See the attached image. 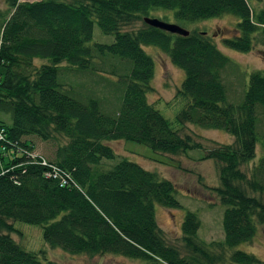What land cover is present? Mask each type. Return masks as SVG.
Here are the masks:
<instances>
[{"label":"trees","instance_id":"obj_1","mask_svg":"<svg viewBox=\"0 0 264 264\" xmlns=\"http://www.w3.org/2000/svg\"><path fill=\"white\" fill-rule=\"evenodd\" d=\"M5 3L0 10V264H58L41 261L17 243L11 237L15 221L41 226L45 243L69 254H115L144 264H222L231 250L232 264H264L253 254L232 251L264 224V130L259 129L264 74L252 71L241 101L230 103L222 72L232 62L207 33L191 30L183 36L143 21L158 11H171L177 25L232 15L237 22L222 43L246 53L255 43L264 45V9L251 8L247 0ZM137 22L141 25L133 28ZM94 24L113 42L91 43ZM144 46L165 53L184 73L175 96L185 105L175 123L222 130L232 136L230 144L203 148L191 135H179L148 102L154 62ZM34 138L55 144L50 160L31 155ZM113 140L170 156L202 149L198 159L212 160L217 169L218 186L211 189L224 206L223 239L200 240V220L187 210L181 247L168 244L154 205L179 208L175 185L124 158L111 163L115 152L107 142ZM257 146L261 156L254 163Z\"/></svg>","mask_w":264,"mask_h":264},{"label":"rangeland","instance_id":"obj_2","mask_svg":"<svg viewBox=\"0 0 264 264\" xmlns=\"http://www.w3.org/2000/svg\"><path fill=\"white\" fill-rule=\"evenodd\" d=\"M247 1L253 9H264V0ZM5 8V0H0V10ZM162 15H166V19L163 21L175 23L171 11L153 12L150 17L161 18ZM236 22L235 16L223 15L219 18L197 22H179L178 24L187 31L197 30L207 33L220 52L230 59L232 65L226 67L222 72V80L227 89L226 100L234 104L241 101L249 74L256 70L264 74V45L255 43L253 49L246 53L229 49L223 45L222 37L231 34L229 30L234 27ZM140 25L141 23L137 22L133 28ZM113 40L112 35L103 34L96 24L93 25L91 43L109 44ZM143 49L154 62L153 76L150 81L151 91L147 94L148 102L164 118L172 122L173 128L177 130L179 135H191L196 141L202 143L203 148H210L213 143L230 144L233 141L232 136L222 130L203 129L189 123L181 127L175 123L176 114L185 105L184 100L175 96L184 73L170 62L165 53L156 47L144 46ZM42 62L37 60V64ZM81 77L78 78V81ZM259 119L261 121L259 129L264 130V117L259 115ZM6 121L9 122V119L6 118ZM1 138L2 130H0V140ZM33 141L35 150L32 151L31 155L34 157L41 155L50 160L55 144L52 141L43 142L38 138H34ZM107 144L115 152V159L111 163L124 158L139 164L146 170L157 173L175 185V196L181 205L179 208L169 209L157 204L154 205L156 222L168 244L181 247L180 227L187 210L194 212L200 220L197 231L200 240L210 243L220 242L223 239L222 214L224 206L211 189V187L218 186L217 169L212 160L198 159L203 154L202 149L191 150L185 155L170 156L156 153L147 146L133 141L113 140L108 141ZM260 156L261 151L257 146L253 162L255 163ZM251 164L243 166L242 169L246 170ZM13 226L15 231L11 233V237L25 250L37 253L41 261L52 260L58 264H144L140 259H131L115 254L92 257L85 254H69L60 248L49 247L43 239L41 226L19 221L13 222ZM233 250L250 253L258 259L264 260V224L258 227L250 242L241 243ZM214 252H219V249L216 247ZM230 252L231 250H227L222 264H232L228 260Z\"/></svg>","mask_w":264,"mask_h":264},{"label":"water","instance_id":"obj_3","mask_svg":"<svg viewBox=\"0 0 264 264\" xmlns=\"http://www.w3.org/2000/svg\"><path fill=\"white\" fill-rule=\"evenodd\" d=\"M143 21L152 27L159 28L169 33L183 36H186L189 33L187 30L175 23H168L155 17H144Z\"/></svg>","mask_w":264,"mask_h":264},{"label":"built area","instance_id":"obj_4","mask_svg":"<svg viewBox=\"0 0 264 264\" xmlns=\"http://www.w3.org/2000/svg\"><path fill=\"white\" fill-rule=\"evenodd\" d=\"M1 139H2V138H1ZM41 163H42V164H45V161L42 159ZM53 169H54V168H53ZM54 170H55V169H54ZM52 176L55 177L56 174H52ZM67 176H68V175H67ZM62 183H64V179H62Z\"/></svg>","mask_w":264,"mask_h":264}]
</instances>
